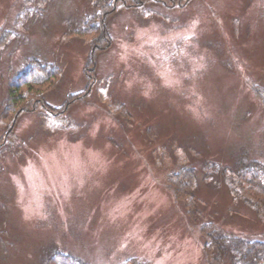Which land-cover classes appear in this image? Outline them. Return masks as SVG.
<instances>
[{
	"label": "rangeland",
	"instance_id": "374dc122",
	"mask_svg": "<svg viewBox=\"0 0 264 264\" xmlns=\"http://www.w3.org/2000/svg\"><path fill=\"white\" fill-rule=\"evenodd\" d=\"M111 1L0 0V264L264 241L239 180L264 178V0Z\"/></svg>",
	"mask_w": 264,
	"mask_h": 264
},
{
	"label": "trees",
	"instance_id": "16d2710c",
	"mask_svg": "<svg viewBox=\"0 0 264 264\" xmlns=\"http://www.w3.org/2000/svg\"><path fill=\"white\" fill-rule=\"evenodd\" d=\"M113 1L115 0L111 2ZM102 9H105V7H100L101 13L103 12ZM96 18L97 17H93V21H95ZM85 24H87V22ZM41 68L45 67L42 66ZM8 95L10 96L6 108L11 109L14 107L12 104L19 96L14 93V91H10ZM258 95H260V99L264 105V89H259ZM252 168L253 167H248L246 169L239 168L240 187L253 209L257 213H264V178ZM176 179L174 185H177V187L184 185L182 189H187L185 183L187 180H190L189 172L185 173L184 170L180 171L176 174ZM205 234L209 238V241L205 244V255L209 260V264L264 263V241L231 237L221 234L213 228L208 230ZM82 262L69 255H57L54 259H50L47 264H84Z\"/></svg>",
	"mask_w": 264,
	"mask_h": 264
},
{
	"label": "flooded vegetation",
	"instance_id": "af4514ba",
	"mask_svg": "<svg viewBox=\"0 0 264 264\" xmlns=\"http://www.w3.org/2000/svg\"><path fill=\"white\" fill-rule=\"evenodd\" d=\"M14 122V121H13Z\"/></svg>",
	"mask_w": 264,
	"mask_h": 264
}]
</instances>
